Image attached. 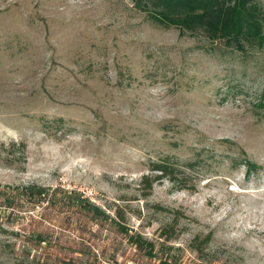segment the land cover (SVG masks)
<instances>
[{
  "label": "rangeland",
  "instance_id": "rangeland-1",
  "mask_svg": "<svg viewBox=\"0 0 264 264\" xmlns=\"http://www.w3.org/2000/svg\"><path fill=\"white\" fill-rule=\"evenodd\" d=\"M165 155L178 180L144 196ZM29 183L120 207L153 254L36 206L0 212V264H264V47L180 36L131 0H0V184Z\"/></svg>",
  "mask_w": 264,
  "mask_h": 264
},
{
  "label": "trees",
  "instance_id": "trees-1",
  "mask_svg": "<svg viewBox=\"0 0 264 264\" xmlns=\"http://www.w3.org/2000/svg\"><path fill=\"white\" fill-rule=\"evenodd\" d=\"M133 6L144 12L154 23L163 27H175L179 35L202 36L204 39L223 42L224 45L238 50L246 46L264 47V7L260 0H131ZM55 121L61 122L58 118ZM14 146L16 143H10ZM18 150L24 152L25 143L23 141L17 144ZM176 160H172L169 155L152 162L151 170L157 171L153 174H144L141 176L142 194L148 195L153 184L167 177L171 181L178 180L175 175ZM42 206L39 221L45 222L51 226H59L62 230H75L79 232L87 229L90 224V231L93 226L108 223L113 226L115 231L123 235L129 243L142 249L146 255L152 256L154 244L147 240L138 232H131L124 224V213L120 207H116L114 215H111L105 208L91 201L88 197L82 195L76 190H66L60 187H47L38 183H29L23 185L0 184V212L7 219L27 218L25 212L29 208ZM50 208L53 212L64 211L68 217L73 212L84 216L78 222L68 224L53 222L52 214L44 210ZM30 217L32 224L35 220ZM87 220V221H86ZM75 222V221H74ZM70 223V224H69ZM75 227L72 228L71 226ZM20 230L15 231L14 235L20 238ZM27 232V230H26ZM80 234V233H79ZM174 226L167 224L162 227L159 237L163 241H169L175 238ZM36 238L39 242H45L41 235ZM208 236L205 237L207 242ZM77 240V241H76ZM85 235H76L75 238L68 239L63 249L71 248L70 243L75 241L81 244L85 241ZM89 242L91 238L87 239ZM61 239L52 240L48 244L58 246ZM93 242V241H92ZM68 245V246H67ZM70 246V247H69ZM89 246H93L89 243ZM67 252V251H66ZM60 258V257H58ZM63 262L62 260H60Z\"/></svg>",
  "mask_w": 264,
  "mask_h": 264
}]
</instances>
